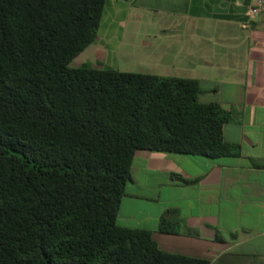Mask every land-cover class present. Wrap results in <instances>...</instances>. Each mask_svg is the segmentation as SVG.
<instances>
[{
    "label": "trees",
    "instance_id": "16d2710c",
    "mask_svg": "<svg viewBox=\"0 0 264 264\" xmlns=\"http://www.w3.org/2000/svg\"><path fill=\"white\" fill-rule=\"evenodd\" d=\"M106 4L0 0V264H222L117 221L138 150L218 158L237 146L198 79L71 65Z\"/></svg>",
    "mask_w": 264,
    "mask_h": 264
},
{
    "label": "crops",
    "instance_id": "0c3cea01",
    "mask_svg": "<svg viewBox=\"0 0 264 264\" xmlns=\"http://www.w3.org/2000/svg\"><path fill=\"white\" fill-rule=\"evenodd\" d=\"M256 3L111 2L121 51L140 73L198 79L200 101L231 114L224 137L237 146L232 154H135L117 221L150 230L166 251L264 264V15L250 13ZM163 219L174 231L160 229Z\"/></svg>",
    "mask_w": 264,
    "mask_h": 264
},
{
    "label": "rangeland",
    "instance_id": "374dc122",
    "mask_svg": "<svg viewBox=\"0 0 264 264\" xmlns=\"http://www.w3.org/2000/svg\"><path fill=\"white\" fill-rule=\"evenodd\" d=\"M108 0L103 21L96 38L84 51L74 58L71 65L74 67L91 65L99 68H114L122 71L140 72L138 61L121 51V36L123 28L119 20L113 18L111 2Z\"/></svg>",
    "mask_w": 264,
    "mask_h": 264
},
{
    "label": "built area",
    "instance_id": "2783aa9c",
    "mask_svg": "<svg viewBox=\"0 0 264 264\" xmlns=\"http://www.w3.org/2000/svg\"><path fill=\"white\" fill-rule=\"evenodd\" d=\"M250 13L254 15H258V14L264 15V0H257V3L253 7H251Z\"/></svg>",
    "mask_w": 264,
    "mask_h": 264
}]
</instances>
